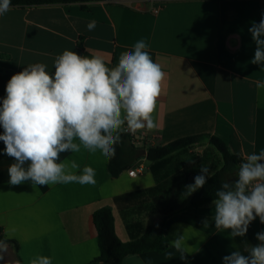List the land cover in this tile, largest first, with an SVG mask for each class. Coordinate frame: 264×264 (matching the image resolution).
<instances>
[{"label": "crops", "instance_id": "0c3cea01", "mask_svg": "<svg viewBox=\"0 0 264 264\" xmlns=\"http://www.w3.org/2000/svg\"><path fill=\"white\" fill-rule=\"evenodd\" d=\"M11 5L0 15V98L12 75L29 64L44 63L54 71L55 57L64 50L89 58L99 56L110 69L124 51L140 39L165 73L153 113L158 129L140 131L148 146L181 137L205 135V148L174 152L162 162L145 157L117 177L108 172V158L97 150L60 154V161H75L95 169L96 184L25 183L9 185L8 167L15 161L0 152V264H31L40 256L52 264H97V232L92 214L108 205L122 241L130 240L115 199L141 189H153L149 200L155 211L134 212L130 221L162 223L168 247L127 254L122 264H223L232 251L248 255L256 234L264 231L257 218L243 237L215 228L212 201L190 207L186 185L200 167L219 165L220 153L207 136L219 137L244 161L247 154L264 150V65H253L255 51L248 29L264 15V0H93L84 3ZM95 20L96 28L86 25ZM3 129L0 128V134ZM78 142V141H75ZM4 144L0 141V150ZM58 161V162H60ZM136 169V174L129 173ZM134 211H137L134 210ZM207 220V223L204 221ZM135 231V230H133ZM183 237V248L172 241ZM130 257H135L132 259Z\"/></svg>", "mask_w": 264, "mask_h": 264}, {"label": "clouds", "instance_id": "9594fccd", "mask_svg": "<svg viewBox=\"0 0 264 264\" xmlns=\"http://www.w3.org/2000/svg\"><path fill=\"white\" fill-rule=\"evenodd\" d=\"M10 9L11 0H0V15ZM96 23L90 21L87 29L93 31ZM248 31L256 45L250 62L264 65V15ZM149 47L145 39L138 40L111 69L99 56L64 50L55 57L54 71L34 63L12 75L0 98V152L15 161L8 167L9 185H95V169L85 166L77 174L80 166L60 161V154L83 146L111 159L123 131L158 129L153 113L165 73ZM236 175L221 184L212 200L215 228L230 230L233 238L245 236L257 218L264 224V150L245 155ZM208 178L209 169L201 166L194 182L185 186L187 194L203 188ZM255 238L259 243L245 248L248 255L232 251L223 264H264V231ZM172 243L182 249L183 237ZM31 264H52V258L40 256Z\"/></svg>", "mask_w": 264, "mask_h": 264}, {"label": "trees", "instance_id": "16d2710c", "mask_svg": "<svg viewBox=\"0 0 264 264\" xmlns=\"http://www.w3.org/2000/svg\"><path fill=\"white\" fill-rule=\"evenodd\" d=\"M93 0H11V5H39L49 3H73L80 2L84 8L85 2ZM114 1V0H109ZM205 135H192L178 138L163 145L148 146L144 151L134 146L131 138L124 132L121 133V141L116 146L114 157L108 159V172L112 177H117L124 169L131 167L141 157H145L152 163L162 162L169 158L174 152L184 150L191 144L204 139ZM221 156L222 165L214 168L209 174L205 186L192 193L189 199L190 207H199L211 202L215 197L217 189L223 182H232L237 178V172L242 158L232 153L224 141L219 137L211 135L205 137ZM153 189H141L126 193L115 199L117 203L129 204L121 213L125 219L126 227L130 233V240L122 241L116 234L114 227V216L108 205L94 210L92 219L97 232L99 255L95 259L97 264H122L127 254L139 253L148 250L163 251L168 247V242L163 235L162 223L159 225H144L142 221L128 218L134 212H154L153 202L149 200ZM137 211H134L136 210ZM163 213V219L169 211H155ZM135 230V231H133Z\"/></svg>", "mask_w": 264, "mask_h": 264}, {"label": "built area", "instance_id": "2783aa9c", "mask_svg": "<svg viewBox=\"0 0 264 264\" xmlns=\"http://www.w3.org/2000/svg\"><path fill=\"white\" fill-rule=\"evenodd\" d=\"M124 133H126L130 138H131V142L134 146H143L145 143V136L144 134L140 131L137 130L136 132H131V131H123ZM129 173L134 175L136 174V169H130Z\"/></svg>", "mask_w": 264, "mask_h": 264}, {"label": "rangeland", "instance_id": "374dc122", "mask_svg": "<svg viewBox=\"0 0 264 264\" xmlns=\"http://www.w3.org/2000/svg\"><path fill=\"white\" fill-rule=\"evenodd\" d=\"M201 141V140H200ZM197 142H199V141H197ZM197 142H195V143H193V144H191L190 146H188L187 148L189 149V148H192L193 150H192V153H194V154H199V153H203V152H205L204 151V147H203V145L202 144H200V143H197ZM186 148V149H187ZM222 165V160L220 159L219 160V165H215V167L214 168H219L220 166ZM160 213V212H159Z\"/></svg>", "mask_w": 264, "mask_h": 264}]
</instances>
